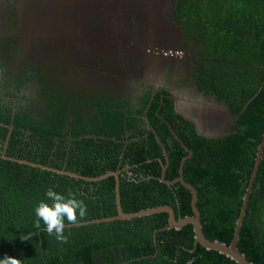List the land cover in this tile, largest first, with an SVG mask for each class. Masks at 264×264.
<instances>
[{
	"label": "trees",
	"instance_id": "1",
	"mask_svg": "<svg viewBox=\"0 0 264 264\" xmlns=\"http://www.w3.org/2000/svg\"><path fill=\"white\" fill-rule=\"evenodd\" d=\"M111 3L120 6V0ZM33 4L24 0L23 7L35 13L36 26L57 24ZM173 8L190 43L188 77L232 114L221 134L200 133L164 83L138 92H126L127 83L120 91L107 84L89 88L75 79L71 64L50 69L58 63L54 56L38 65L29 54H16L12 36H0V258L15 256L22 264H237L196 242L192 224L167 228L165 211L103 220L117 214L114 176L90 181L52 169L86 177L119 171L124 212L169 205L176 219L192 216L191 191L160 179L166 159L159 138L167 152L166 180L179 176L191 152L182 175L196 190L202 233L230 243L264 132V0H175ZM66 13L71 16L68 8L58 21ZM92 21L99 22L87 20L86 26L99 36L103 25ZM49 187L75 193L87 205L78 223L65 218L67 243L47 235L43 221L34 227L38 203L51 204ZM92 220L99 221L84 223ZM31 232L30 240L21 239ZM236 247L248 261L264 264V146Z\"/></svg>",
	"mask_w": 264,
	"mask_h": 264
},
{
	"label": "rangeland",
	"instance_id": "2",
	"mask_svg": "<svg viewBox=\"0 0 264 264\" xmlns=\"http://www.w3.org/2000/svg\"><path fill=\"white\" fill-rule=\"evenodd\" d=\"M19 0H0V33L4 32V33H11L12 39H14V44L17 43L16 40L19 41V43H17L16 46H14V48H12L14 51H21L24 50L26 54L29 55H34L37 54L39 55L37 52H33L32 47H30L29 49L26 50L28 42H36V40H38V36L40 34V31L37 29V31H33V28H36V17L34 16L35 13H26L25 12V7L23 8V13L22 16L24 18V22H28L27 26H17L18 23L15 22H10L8 19H6V15H7V11L10 10L13 5L18 2ZM37 1V0H36ZM59 1H66V0H59ZM133 1V0H132ZM144 2L148 3V6L150 8L149 11L145 12V13H141L136 9V14L137 17H133V16H129L127 15V18H129L131 20L130 24L133 28V25L136 26H142L141 28L149 33L151 32V34L155 31L158 33H164V36L161 38L162 44H164L166 46V48L164 49H172L175 50L176 52L172 53L170 56H166L163 54V52L159 53L161 54L160 57L162 58H171L174 59V57H176V59L179 60H183L188 62V60L190 59L189 56V50H190V43L188 41H186L185 39H183V37L181 36V29L179 26V23L175 17L174 14V4H175V0H165L164 6L166 8H168L169 14L164 18L162 16V14L160 13V11H158V14L155 15L156 12L152 11L153 10V6H152V2H150L151 0H143ZM113 2H115V0H113ZM123 4L121 3L120 0V6L122 10L125 9H129L130 6H125V2L122 0ZM63 6V5H61ZM143 8L146 7V4H143L142 6ZM29 8V7H28ZM55 10L56 15L58 16L59 14H61V10L62 12L66 11V8H61L56 6L55 8H53V11ZM139 19L140 21L142 20V24L139 23V21L137 20ZM174 27L176 28V37L179 41H177L175 38L172 37H166V32L168 31V29L170 27ZM129 27V26H128ZM136 28V27H135ZM129 29V28H128ZM136 37V34L133 33H129L127 31V28L123 30V32L119 33L118 35V43H121L125 38L127 39L126 42H124L125 45H123V47L125 48H130L132 44V40H134L133 38ZM166 38V39H165ZM165 39V40H164ZM90 42L92 44L93 43L92 40H90ZM116 42V45L118 44ZM151 44H153V54L157 55L154 51L157 49L155 47V44L153 42H150ZM32 45H34L32 43ZM115 45V47H116ZM114 47V49H115ZM123 49V48H122ZM110 51H112V53H115V50H113L111 47L109 46H104V49L99 51V56L101 57V59L103 60L104 64L109 62L110 59H108V57H110ZM152 50H149L148 52L145 53L150 54ZM85 52V53H84ZM91 51L89 49H84L83 52L84 54H89ZM166 52H169L168 50H166ZM152 53V52H151ZM8 57H14L13 55H11L10 53L7 54ZM40 56V55H39ZM57 57V59L59 60L61 56L57 55L55 56ZM85 59H82L77 66H74L72 70H76L79 73L82 74L83 73H87V75L93 76H99V77H108L109 79H114V80H118L117 78L114 77H109L108 75H112L110 73H114L115 75L112 76H116L117 77L121 75L122 78H124L128 83H132V84H136L137 81H140L141 84H143L144 82H146L147 80L150 81L146 75V73H143V75H140L139 77L137 75H135L133 72H128V71H113L115 70L113 69H109L110 71L106 72V71H99L96 68H92L94 67L91 63H90V59H88L87 56H85ZM84 58V57H83ZM35 59V58H34ZM38 60V65L42 62H45L43 60V58H39ZM126 59L122 58V66L125 65V68L127 66L126 64ZM190 61V60H189ZM16 64V63H14ZM58 65V63H55V66ZM63 66H67L68 63L67 61H65L63 64H61ZM172 69L175 71V74L172 76H162L160 79V82L165 83V84H169L171 86H176L178 82H180L181 84V90H180V95H177L176 98L182 102L185 101H190L188 102V108L185 106H180V111H185L187 115L193 117L196 121H199L200 123H202L197 115L198 112H196L195 114H193L190 111V108H192L193 106H199L203 113L201 115V119L205 118L207 119L206 123L211 124V125H215L217 126L214 130H209L212 133H206L207 135H211V134H221L225 129H226V124H228V120L225 118V115L228 114L227 113V105L224 102L215 100L213 97L210 96H206L203 95L202 92L197 91L194 83L192 82V76L189 78L188 76L191 75V71L194 67V63L192 64L191 62L189 63V65L187 66V68L184 69V64L182 62H174L171 64ZM88 69V71H83L84 69ZM184 70V71H183ZM143 71H146L143 70ZM183 71V72H182ZM138 73V72H136ZM104 74H106L107 76H104ZM120 74V75H119ZM85 78V77H84ZM181 79V80H180ZM95 80V79H93ZM104 85H109L111 84L110 81L112 80H108L106 78H103ZM127 85H132V84H128ZM191 83V85H190ZM156 85V83H154ZM126 85V84H125ZM98 86V85H97ZM139 89L142 86L136 85ZM174 92H175V88H171ZM192 104V106H191ZM182 109V110H181ZM210 119V120H209ZM232 119V118H231Z\"/></svg>",
	"mask_w": 264,
	"mask_h": 264
},
{
	"label": "water",
	"instance_id": "3",
	"mask_svg": "<svg viewBox=\"0 0 264 264\" xmlns=\"http://www.w3.org/2000/svg\"><path fill=\"white\" fill-rule=\"evenodd\" d=\"M81 1H84V0H78V1H76V0H66L64 2L59 1V0H37L33 4L34 7L35 6H40V10H41L40 14H41L42 17H44V16L45 17H49L50 18L49 21L50 20H55L56 23H57V24L54 23L51 28H44V26H43L44 23H41L42 22V20H41L40 21L41 24H39L40 27L38 28V30L40 31V34H42V36L45 37L46 36L45 33L46 34L50 33L52 35L51 36L52 38H57L58 31L62 32L66 36V38H65L64 35L59 36V37H63L64 36V38H65L64 45L65 46L67 45V48H68V51H69L68 54L70 56L73 55V56H76V57H77L78 54L83 52L84 49L88 48V43L89 42H86V41L91 40L92 38H94V35H93L94 30L93 29H91V30H87L86 29V31H85V33H87L88 35L91 33V39H90L89 36L87 38H83L82 35H81L83 33L81 27H85L86 26V22H85V19H84V15H85L86 11L83 12V10L86 8V5L84 4V2H81ZM44 3L45 4L47 3V10L44 7ZM103 4L105 5V3H103ZM41 5H42V7H44V9H42ZM61 5H63V6H61ZM56 6L58 7V9L61 6V8H66V10L68 8L69 9L70 8H73V9L79 8L78 21H76V18H73V17H75L74 15L73 16L71 15L69 17L68 13H66V18L67 19L62 20V21H60V20L58 21V16L56 15L55 10L53 11V8H55ZM116 6L112 7V9H111V12H113V19L111 20V27L113 26L114 29L117 31L116 34H119L118 32H121V33L123 32V30H120V28L118 27L119 24L123 20V11L120 8L116 7ZM107 7L108 6L105 5V10L103 12V8H102L101 4L93 3L92 4V9L94 10L93 12L96 14L95 11H97L99 14L97 13L98 17L97 16H93L92 19L94 18L95 20L99 21L100 23L105 20L107 25H109L110 23L108 21L109 20L108 16L110 14H108L107 16H105V14H104ZM139 10L141 12H143L142 9L139 8ZM44 12H46V15L44 14ZM43 28H44V31H43ZM150 33L151 32H149L147 34V32L143 29V31L141 32L142 42L140 44H139V41L137 40V35H136L135 38H133V36H132V38L134 40H132V44L133 45H131L130 48L123 47V45H125L124 42L127 41V39L125 38L121 43H118L116 45L117 47H122L123 48L121 50L118 49L117 52L119 54L130 55L131 52H132L131 51L132 48H139L140 50H143L144 52H145V50H146V52H148L149 50H151L153 48V44L149 43V40H147V38L149 37ZM156 33H158V32H155V34ZM146 34H147V38H146ZM159 35H161L163 37L164 33H159ZM52 38H44L42 41L46 42V45L53 46L55 44V41H52ZM116 39H117V37L113 36V37H110L109 41L111 43H113V42L116 41ZM151 40H150V42H152ZM48 41H52V42L49 43ZM157 41H159V40L154 39L153 43L155 44V46H157L159 48H162V49H164L166 47L164 44H162V41H160L159 43ZM72 44H74V45L72 46ZM97 48H101V46L97 47ZM147 55H149V54L147 53ZM130 62H133L134 64H138L136 59H134L132 61L130 60ZM123 71L130 72V70L127 69V68H125L124 70L122 69V72ZM86 77L88 78V77H92V76L86 74ZM146 122H147L148 129L152 130V127L150 126V123H149L147 118H146ZM155 135L157 136V134H155ZM157 138H158V136H157ZM158 142H159V144H160V146L162 148L163 154H164L165 159H166V163H162L161 162L162 173H161V178L160 179H161V181L166 182L167 184H173L174 182L179 181L182 185H184L185 187H187L191 191V194H192L191 205H192V210H193V213H194L192 216H184V217H179L178 219H176L175 215H174V210L169 205L150 207V208L142 209V210H139V211H136V212H129V213L124 212L123 209H122V206H121V201H120L119 176H118L119 171H109V172H106L105 174H101L99 176L86 177V176H81V175H79L77 173H74V172H71V171H66L64 169H61V170H57V169H54V168H52V169L56 170V171H60L62 173L69 174V175L74 176V177H82V178H84L86 180H90V181L101 180V179H103L105 177H108V176H114L115 177V198H116V204H117V214L115 216L106 217L103 220L131 219V218H134V217H141V216H144V215H147V214L165 211V212H167L169 214L167 228H170V227L180 228L181 226H183V225H185L187 223H190V224L193 225L196 242H199L205 248L213 249V250H216V251H218L220 253H224L226 256H228L231 259L235 260V262L237 264H253L252 262L248 261L245 258L244 254L241 253L238 250V248L236 247V244H237V240L239 238V229L241 227L242 220H243L244 215H245L246 203H247L249 195L251 193L252 186H253V181H254V178H255V175H256V172H257V168H258V165H259V162H260V158H261V155H262L263 146H264V132H263L261 141H260V143L258 145V149H257L255 161H254V166H253V169H252V172H251V175H250V179H249V183H248L247 188H246V192H245V194L243 196V204H242V207H241V210H240V213H239V217L236 220V224H235V227H234V235H233V238H232V240L230 241L229 244H226L224 242H220L218 240H209L206 237H204V235L202 233L201 223H200V218H199L200 214H199V211H198V209H197V207L195 205L196 198H197L196 190L194 189V187L191 184L187 183L184 180L183 175H182L183 163H184L185 159L191 155V152L189 153V156H186V157L182 158L181 164H180V169H179V176L177 178H175L174 180H166L165 179V169H166V166L168 164L167 152H166L165 147L161 143L159 138H158ZM4 154H5V151H3V156H4ZM19 161L20 162L30 163L32 165H37V166L42 167V168H50V167H46V166H43V165H40V164L27 162V161H24V160H19ZM95 221H99V220L86 221L84 223L95 222Z\"/></svg>",
	"mask_w": 264,
	"mask_h": 264
},
{
	"label": "flooded vegetation",
	"instance_id": "4",
	"mask_svg": "<svg viewBox=\"0 0 264 264\" xmlns=\"http://www.w3.org/2000/svg\"><path fill=\"white\" fill-rule=\"evenodd\" d=\"M18 2L19 3L14 4L15 6L13 5L14 6L13 10H14L15 14H13L12 11L8 10L7 11V15H6V19H8L10 22L18 23L17 26H20V25L27 26L28 22H26V21L24 22V18L22 16L23 8H24L23 7L24 0H19ZM83 2L86 5V8H91L92 9V4L94 2H96V1H94V0H84ZM130 2H132V1H130ZM151 2H152L153 9H158V10L161 9V14H162V16L164 18L169 14L168 8H166L164 6L165 0H151ZM129 6L130 7H134L135 10L134 9H128L127 15L133 16V17L136 18L137 14H136V7H135L134 3H130ZM41 7H42V5H41ZM44 7L47 10V3L46 4L44 3ZM44 7H42V9H44ZM39 8H40V6H39ZM69 11H71V15L72 16L73 15L77 16L79 8H76V9L70 8ZM64 13H65V11L62 12V10H61V14H64ZM92 13H93L92 10L86 11V19H85L86 25L89 24L87 22V20L90 21L92 19V17H93ZM44 14L46 15V12H44ZM61 14H59V15H61ZM137 20L139 21L140 24H142V20L141 21L139 19H137ZM76 21H78V16L76 17ZM108 21L110 23L109 24V27H110L111 21L110 20H108ZM130 22H131V20L129 18H127V16H126V18L123 17V20L119 24L118 27L120 28V30H124V29L127 28V31L129 33L136 34L137 35V40L139 41V44H140L142 42L141 32L143 31L144 28L142 29L141 28L142 26H136V25H133V28H132ZM91 23L93 25H97V24L103 25L98 30V32H100V33H98V35L101 38L108 39V41H109L110 37L117 36V39H118V35L119 34H116L114 31L111 33L110 36H108L109 27H108V25H107V23L105 21H102L101 23L100 22L97 23V22L92 21ZM39 27H40V25L36 26V28H33L32 30L33 31H37V29ZM81 29H82V31L85 29L83 31V33L81 34L82 37L83 38H87L89 36L90 39H91V33L89 35L87 33H85L86 29L89 30V27L85 26V27H81ZM154 34H155V31H154ZM7 35L11 36V33H4V32L0 33V36H7ZM45 35L46 36L43 37L42 34H39L38 40H36V42L34 41L35 43H34L33 46L35 48V52H37L40 55V56L37 55V54L30 55V57H33V59L35 58L34 59V63H38L37 59L43 58V60L45 62H42V64H47L48 60L50 58H52L54 56H57V55H59V56L62 55L59 60L57 59L58 60V65L55 66L53 64V66L50 67V69L52 68L53 70H55V69H61L62 67H65V66L61 65L65 61H67L68 64H71L72 66L70 68L73 69V67L77 66V64L83 59L82 54H84V53L78 54L77 57L73 56V55L70 56V55L65 53V51H64L65 50L64 49V42H65L66 36L62 32L58 31L57 38H52L51 37L52 35L50 33H48V34L45 33ZM62 35H64L65 38H64V36L63 37H59V36H62ZM155 35L157 37H154V38L159 40V41H157L159 43L161 41L162 36L159 35V33H156ZM44 38H52V41H55V44L53 46L46 45V42L42 41ZM52 41H48V42L50 43ZM108 41H107V45H109ZM86 42H89L88 45L91 46L90 40H88ZM17 43H19L18 40H17ZM31 45H32V41L28 42L26 50L29 49L31 47ZM97 45H100L101 47L106 46V44L104 42H97ZM93 49H96V50H93ZM102 49H104V48H97L95 46H92L91 49H89L91 52L89 54H87L86 56L89 59H91L90 63L94 66L92 68H96V69H98L100 71H106V72L110 71L109 69H113V68L115 69L113 71H122V69L123 70L125 69V65L122 66V58H125L126 59V64H127L126 68L129 69L130 72H133L138 77L140 75H143V73H146L148 79L150 80V81L147 80L143 84H141L140 81H137L136 84H132V83H128L124 78H122L120 74H119L120 77L119 76L117 77V75L116 76H112V75H115L114 73H110L112 75H108L109 77H114V78L118 79L116 81V80H114L112 78L109 79L108 77H103V78L108 79L109 81L112 80V81H110L111 82L110 91H120L124 87L125 83L132 84V85H128L127 86L126 92H128L129 91L128 89H130L131 87H133L137 92L140 91L141 89L139 90L136 85L142 86V85H145V84H151L153 86V85H155L154 83H156V85H160L161 86V85H163V83L160 82V79H162L161 78L162 76L169 77V76H172V75L175 74V71L171 67L172 63H174V62H182L184 64V69L187 68V60L183 61V60H179V59H176V58H174V59L162 58V57H159V56L158 57H152L150 55H147L143 50H140L139 48H132L131 49L132 52H131L130 55L119 54L117 51H118V49L121 50L122 47H117V46L115 47V49L112 48L113 50H115L114 54L112 53V51H110V55L111 56L108 57V59H110V61L105 63V64H102L103 60L99 56V51L102 50ZM60 50H62L63 52L62 53H58ZM20 53L21 54H25V51L24 50L17 51L16 54H20ZM134 59H136L138 64H134L133 62H130V60L132 61ZM145 69H146V71H143ZM73 71L77 72V73H75V79L78 80L80 83H85V85L87 87H89V88H92V86L94 87L95 85L99 86L100 84H103V82H104L102 77L93 76V77H88L87 78L86 77L87 73L85 74V73L82 72V74H81V73H79L76 70H73ZM83 71H88V69L85 68ZM136 72H138V73H136ZM89 75H90V73H89ZM104 76H107V75L104 74ZM93 79H95V80H93ZM165 86L171 91H173L171 88H175L176 89L175 92L173 91L175 93V95L176 96L180 95V90H181L180 82H178L176 86H171L169 84H165ZM210 97H213L215 100H217L214 96H210ZM175 100L180 102V106H185V107L188 108V102H190V101L182 102V101L178 100L177 98H175ZM191 106H192V104H191ZM227 109H228L227 110L228 114L225 115V118L228 120V124H226V126H227L226 129L229 127L231 122H233L232 114H231V112H230L228 107H227ZM190 111L193 114L198 112L197 117L202 122V123H200V126L205 131H208V132L212 133L209 130H214L217 127L215 125H211V124L206 123L207 119H205V118L201 119V115H202L203 111H202V109L199 106H193L192 108H190ZM182 112H184L186 114L185 111L182 110ZM187 116H189V115H187Z\"/></svg>",
	"mask_w": 264,
	"mask_h": 264
},
{
	"label": "clouds",
	"instance_id": "5",
	"mask_svg": "<svg viewBox=\"0 0 264 264\" xmlns=\"http://www.w3.org/2000/svg\"><path fill=\"white\" fill-rule=\"evenodd\" d=\"M78 1V0H76ZM96 2L102 5V8L105 9V5L108 7L106 10H111L113 5L111 3V0H94ZM127 0L125 3V6H129L130 3H134L135 6L138 7V9L144 10L145 8H149L147 2H143L146 4V7L143 8V4L140 0ZM36 2V0H34ZM151 2V1H150ZM105 3V5L103 4ZM121 9V7H118ZM133 7H130L129 9H132ZM135 10V8H133ZM122 10V9H121ZM155 14H158V11L161 13V9H153ZM123 11V17L126 18L127 16V11L128 9L122 10ZM140 11V10H139ZM93 16H97V13L95 14L94 12L92 13ZM108 14H105L107 16ZM98 17V16H97ZM84 19H86V16L84 15ZM108 19L111 21L113 19V13L108 16ZM105 21V20H104ZM106 22V21H105ZM109 27V25H108ZM111 27V25H110ZM109 27L108 30V36L111 35V33L114 31L117 33V31L114 29L112 26L111 28ZM120 33V32H118ZM117 37V36H115ZM94 38H100L98 40H92ZM91 40L93 41L91 46L88 45V48L86 49H91L92 46L95 47H100V45H97V42H104L106 46H109L111 48H114L117 42V39L115 42L111 43L108 41V39L101 38L100 36H94ZM110 39V38H109ZM107 41L109 45H107ZM177 41H179L177 39ZM118 43V42H117ZM157 49L154 51L159 57L161 56V52H164L166 50H172V49H162L157 46H155ZM104 48V47H101ZM166 48V47H165ZM95 50V49H93ZM92 50V51H93ZM152 53L150 52V56L152 57H158L155 54H153V49H151ZM76 51V50H75ZM171 57V56H170ZM176 58V57H174ZM173 92V91H172ZM174 97L176 98L175 93L173 92ZM45 196L48 198V200H51V204H49L46 201H40L38 205L35 208V215L37 219L34 221V227L36 229H40L41 227V221H43V224L46 226L43 231L47 233V235L52 236L53 234L55 235V239L64 243H67V236L64 234L65 230V218L70 224H75L78 223L80 219H83L87 215V205L84 203L83 200L77 199L76 194L69 192L67 196H65L62 193H58L54 190L53 187H49L45 193ZM36 232H31V233H24L21 235L22 240H30L31 236L35 234ZM0 264H22V261L15 257V256H10V255H5L3 258H0Z\"/></svg>",
	"mask_w": 264,
	"mask_h": 264
},
{
	"label": "crops",
	"instance_id": "6",
	"mask_svg": "<svg viewBox=\"0 0 264 264\" xmlns=\"http://www.w3.org/2000/svg\"><path fill=\"white\" fill-rule=\"evenodd\" d=\"M150 10V8H145L144 10H143V12H141V11H139V12H141V13H145V12H147V11H149ZM104 10L105 9H103V12H104ZM152 11H154V10H152ZM113 12H111V10H106L105 11V13L104 14H112ZM156 15V14H155ZM148 34V33H147ZM147 34H146V38H147ZM176 28H174V27H170L169 29H168V31L166 32V37H172V38H175L176 40H177V37H176ZM154 37H157L155 34H154V32L151 34H149V39L147 38V40H149V43H150V40L152 41V42H154ZM166 39V38H165ZM195 120V119H194ZM195 122H196V124H197V128H198V131L200 132V133H210V132H208V131H205L201 126H200V122L199 121H196L195 120Z\"/></svg>",
	"mask_w": 264,
	"mask_h": 264
},
{
	"label": "built area",
	"instance_id": "7",
	"mask_svg": "<svg viewBox=\"0 0 264 264\" xmlns=\"http://www.w3.org/2000/svg\"><path fill=\"white\" fill-rule=\"evenodd\" d=\"M169 52L164 51L163 54L166 56H170L173 52L175 53V50H168Z\"/></svg>",
	"mask_w": 264,
	"mask_h": 264
}]
</instances>
